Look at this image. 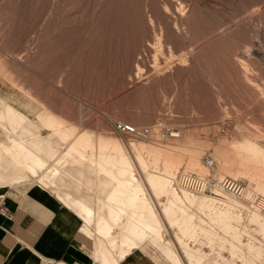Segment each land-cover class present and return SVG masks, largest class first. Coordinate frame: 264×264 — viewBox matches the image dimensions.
Masks as SVG:
<instances>
[{
    "label": "rangeland",
    "instance_id": "1",
    "mask_svg": "<svg viewBox=\"0 0 264 264\" xmlns=\"http://www.w3.org/2000/svg\"><path fill=\"white\" fill-rule=\"evenodd\" d=\"M167 128L178 137H160ZM122 169L146 211L120 194L118 226L104 237L118 186L106 171ZM182 173L256 190L185 201ZM158 174L190 234L181 211L164 214L172 197L148 182ZM33 187L92 209L83 242L98 264H121L128 239L147 264H264V219L248 213L253 197L264 202V0H0V201ZM140 215L159 232L140 237Z\"/></svg>",
    "mask_w": 264,
    "mask_h": 264
},
{
    "label": "crops",
    "instance_id": "2",
    "mask_svg": "<svg viewBox=\"0 0 264 264\" xmlns=\"http://www.w3.org/2000/svg\"><path fill=\"white\" fill-rule=\"evenodd\" d=\"M25 191L4 196L8 215L0 212V264H98L86 250L85 223L76 211L39 187ZM121 264L147 262L133 251Z\"/></svg>",
    "mask_w": 264,
    "mask_h": 264
},
{
    "label": "bare ground",
    "instance_id": "3",
    "mask_svg": "<svg viewBox=\"0 0 264 264\" xmlns=\"http://www.w3.org/2000/svg\"><path fill=\"white\" fill-rule=\"evenodd\" d=\"M258 12V11H257ZM183 62V61H182ZM174 135H172L173 137H178V135H176L174 132H172ZM178 134V133H177ZM4 149V148H3ZM6 149V148H5ZM38 166L40 168H42L44 166V161L42 159H39L38 158ZM112 161V160H111ZM114 161V159H113ZM141 162V161H140ZM126 163V162H125ZM143 163V162H142ZM144 164V163H143ZM205 164V163H204ZM126 165V164H124ZM142 165V164H141ZM145 166V165H144ZM44 168V167H43ZM124 168V167H123ZM126 168V167H125ZM128 168V167H127ZM123 170V169H122ZM126 169L123 170L122 172H120L119 176H115V175H112L111 173L107 172L106 173L108 174V176H110L111 178L115 179L117 182H118V186L113 190V192L108 196L107 198V201L109 202L108 205H107V208H108V215H109V221H103L99 224V227L97 228L98 231L102 234V236L104 235V237L106 236H109L111 235V233H113V230H114V226H118V221H119V216L121 214V210L115 208L111 203L117 201V198L120 194L122 195H126L128 198H127V201H128V204L132 207H135L137 209L140 208L141 209H144V207H146V201L142 198H139L138 197V194L140 193L141 191V188H137V189H133L131 188L126 182H122V178L121 177H124V175L126 174ZM129 172V171H128ZM200 175H203L201 173H199ZM121 176V177H120ZM167 176V175H166ZM165 175H162V174H158V175H149L148 176V182L149 184L152 186V190L155 192V194L157 196H160V195H171L172 197V200H169L168 201V204L164 209V214L168 215L170 213H172L173 211H175L174 209H177V211H181L182 213V217H181V221H182V235H187L188 233L190 234V228L188 226V222L191 220V217L185 213L184 211H182L178 205L179 203L181 202V199L178 195V193L172 188L171 189V193H169L168 191V188H167V183H168V178L169 177H166ZM256 190V189H255ZM255 190H246V193H245V198L250 196L252 194V191H255ZM181 192H183L184 194V198H185V201L186 199L188 201H190L191 197L189 196L192 195L194 196V194L186 191V190H183L181 189L180 190ZM145 193V192H144ZM143 193V194H144ZM165 195V196H166ZM199 196H205V195H199ZM148 200V199H147ZM79 202V201H78ZM191 202V201H190ZM148 203V202H147ZM182 203V202H181ZM210 203V202H209ZM235 203L240 206V203L238 201H235ZM73 204L75 206H78L79 203L77 202H73ZM206 204V203H205ZM148 205V204H147ZM79 208V207H78ZM151 208V207H150ZM149 208V209H150ZM79 211V210H78ZM142 212L143 211H146V210H141ZM140 211V212H141ZM150 212V211H149ZM148 212V213H149ZM151 213V212H150ZM149 213V214H150ZM250 214H253V213H258L259 216L261 218L264 219V215H262V212L261 210L259 209H254V210H250L249 208V212ZM79 214V213H78ZM155 214V213H154ZM174 214V212H173ZM82 218V220L84 221L85 225H89L90 223V219H91V215H92V209L90 208H87L85 207L84 205L80 207V214H79ZM135 216V215H134ZM154 216V215H153ZM169 216V215H168ZM140 219L142 220L141 222V226H142V229L143 231L141 233H139L138 235L140 237L144 236V231L145 230H151L154 232V234H157L155 232H159L157 231L156 227H155V224L153 223L152 220H145V219H142V215L139 216ZM156 217V216H155ZM253 217V216H252ZM154 218V217H153ZM255 218V217H254ZM156 219V218H155ZM229 219V218H228ZM253 219V218H252ZM237 220V219H236ZM258 221V220H257ZM178 222V221H177ZM160 223V222H159ZM230 223V222H229ZM158 226V225H157ZM140 227V226H139ZM180 227V226H179ZM192 229V228H191ZM243 229V228H242ZM152 234V232H150ZM153 235V234H152ZM159 235V234H158ZM233 235V234H232ZM178 240V239H177ZM179 242H182L181 239H179ZM113 245V244H112ZM136 243L134 240L132 239H128L125 241L122 249L120 250L119 252V257H120V260L124 259L133 249L136 248ZM115 247V246H114ZM235 248V247H234Z\"/></svg>",
    "mask_w": 264,
    "mask_h": 264
},
{
    "label": "built area",
    "instance_id": "4",
    "mask_svg": "<svg viewBox=\"0 0 264 264\" xmlns=\"http://www.w3.org/2000/svg\"><path fill=\"white\" fill-rule=\"evenodd\" d=\"M116 128L121 133L134 136L144 141L150 140L154 136L152 130L147 127L138 128L129 124L118 123ZM222 131L225 130L223 129ZM172 135H174L172 133V129L169 128L164 129L159 134L162 138H171L173 137ZM204 163L208 168H214L215 166L214 160L209 156L205 158ZM175 183L179 190L183 189L197 196L209 194L216 189L215 191H223L237 199L242 200L246 193V188L243 183L228 177H225L220 181H216L214 178H209L197 173H182L180 174L178 180H175ZM251 203L253 204L252 207L254 209L256 208L261 210L264 215V202H262L260 198L253 197V201H251ZM0 212L4 215H8V211L2 200L0 201Z\"/></svg>",
    "mask_w": 264,
    "mask_h": 264
}]
</instances>
